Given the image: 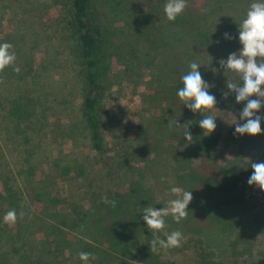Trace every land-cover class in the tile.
<instances>
[{
	"label": "rangeland",
	"instance_id": "rangeland-1",
	"mask_svg": "<svg viewBox=\"0 0 264 264\" xmlns=\"http://www.w3.org/2000/svg\"><path fill=\"white\" fill-rule=\"evenodd\" d=\"M251 2L186 0L169 22L165 0H91L103 46L96 149L69 0H0V42L16 54L0 71V264H84L80 252L95 256L87 264L129 260L150 230L141 207H166L173 186L192 200L181 222L165 218L163 235L200 238L224 264H264V192L247 183L264 132L234 134L243 104L226 83L239 76L218 64L239 48L236 24ZM193 61L216 96L207 136L176 94ZM11 210L16 222L4 223Z\"/></svg>",
	"mask_w": 264,
	"mask_h": 264
},
{
	"label": "clouds",
	"instance_id": "clouds-1",
	"mask_svg": "<svg viewBox=\"0 0 264 264\" xmlns=\"http://www.w3.org/2000/svg\"><path fill=\"white\" fill-rule=\"evenodd\" d=\"M186 0H165L163 12L169 22H173L186 9ZM237 35L239 48L230 52L226 58L218 61L223 72H233L238 74L239 82H228L226 87L229 93L234 94L237 104L243 103L239 114L242 123L236 124L234 134L241 137L256 136L264 132L261 122L264 115L261 109L264 108V0H252L244 17L237 25ZM225 40H232L233 37L228 32L222 34ZM12 45L7 42H0V71L15 62L16 54L11 51ZM202 64L195 61L189 64V71L182 75V87L177 89V97L184 107L192 113H199L203 118L199 121V128L202 132L210 135L216 129V116L212 114L215 109L216 96L209 91L211 85L205 81L198 71ZM19 71L18 68L14 69ZM212 71L215 73L216 68ZM184 139L188 143L193 142V134L185 128ZM252 174L247 183L250 186L258 187L264 192V161L251 164ZM171 197L166 207L156 209L153 205L141 207L143 215L140 217L147 229H151L154 239L150 242L151 249L157 247L169 249L179 247L183 238L180 231H172L165 234V238L156 236L165 228V218L169 215L179 223L187 217L188 205L192 200V193L189 189L182 191L179 187L173 186L168 190ZM103 203L111 207L117 205L115 199L107 196L103 197ZM17 214L15 210L8 211L3 216L4 223H15ZM79 259L87 264L95 260V256L89 252L77 254Z\"/></svg>",
	"mask_w": 264,
	"mask_h": 264
},
{
	"label": "trees",
	"instance_id": "trees-1",
	"mask_svg": "<svg viewBox=\"0 0 264 264\" xmlns=\"http://www.w3.org/2000/svg\"><path fill=\"white\" fill-rule=\"evenodd\" d=\"M90 5L91 0H69V4H66L68 15L65 18V22L76 42L78 55L83 64L86 82L83 115L91 131L94 146L98 149L101 143L98 82L103 46L99 43L98 31H96L92 22ZM238 106L241 107V103ZM262 161H264V146L253 163ZM251 174L252 168H250L249 172V175ZM116 229H120V226L118 225ZM156 236L162 239L165 238V235L161 232L156 233ZM240 236H237L231 242V246L234 249L239 244ZM154 238L152 230H147L143 242L135 241L132 244L133 254L131 258L128 257L129 260L119 259L115 264H224L220 260L215 259L212 251L205 249L200 238L190 236L181 240L179 247L169 249L157 247L153 250L150 242Z\"/></svg>",
	"mask_w": 264,
	"mask_h": 264
}]
</instances>
